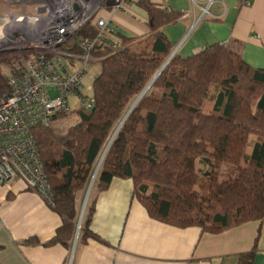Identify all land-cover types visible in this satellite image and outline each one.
<instances>
[{"label":"trees","instance_id":"obj_1","mask_svg":"<svg viewBox=\"0 0 264 264\" xmlns=\"http://www.w3.org/2000/svg\"><path fill=\"white\" fill-rule=\"evenodd\" d=\"M136 4L148 15V32L132 38L118 33L120 48L100 46L93 51L94 62L101 66L93 81V108L74 111L77 123L67 131L55 127L61 114L49 126L39 124L32 131L51 186L50 206L63 221L51 243L68 250L77 231L80 198L130 103L171 54L173 45L164 30L184 16L152 0ZM97 33L90 21L63 49L79 53L77 42ZM36 52H0V67L7 65L13 75ZM8 76L0 71L5 91ZM211 98L214 103L205 112ZM223 167L227 178L221 180ZM115 178L132 180L134 197L149 216L171 226L218 234L262 221L264 69L250 67L221 43L186 58L175 55L113 139L95 181L96 191L106 190ZM92 213L91 205L82 224V244ZM256 254L253 248L239 255L237 264H253Z\"/></svg>","mask_w":264,"mask_h":264},{"label":"crops","instance_id":"obj_2","mask_svg":"<svg viewBox=\"0 0 264 264\" xmlns=\"http://www.w3.org/2000/svg\"><path fill=\"white\" fill-rule=\"evenodd\" d=\"M152 1L184 13L180 22L164 30L175 55L186 58L221 43L250 67L264 69V0H254L250 7L239 0H215L204 17L208 0ZM20 11L18 7L13 13ZM112 23L117 34L130 38L148 32V15L136 2L116 13ZM91 205L86 242H80L81 223L68 250L51 243L63 221L39 192L22 181L0 184V264H237L239 255L253 248V264H264V219L218 234L171 226L152 219L134 197L133 181L121 178L101 192L93 187L85 215Z\"/></svg>","mask_w":264,"mask_h":264},{"label":"built area","instance_id":"obj_3","mask_svg":"<svg viewBox=\"0 0 264 264\" xmlns=\"http://www.w3.org/2000/svg\"><path fill=\"white\" fill-rule=\"evenodd\" d=\"M137 1L8 0L7 11L0 18V52H37L8 76L7 91L0 87V184L22 181L52 204L51 186L32 131L39 124L49 126L57 114L70 116L76 110L93 108V85L88 96L82 84L88 65L94 62L93 51L100 46L121 47L112 23L114 15ZM214 2L208 0L203 17ZM253 2L239 0L243 7ZM12 5L21 11L12 13ZM27 7L33 12L27 13ZM90 21L98 28L95 38L78 41L79 53L65 51L63 46ZM63 56L69 59L72 72ZM72 98L77 107L71 104Z\"/></svg>","mask_w":264,"mask_h":264},{"label":"rangeland","instance_id":"obj_4","mask_svg":"<svg viewBox=\"0 0 264 264\" xmlns=\"http://www.w3.org/2000/svg\"><path fill=\"white\" fill-rule=\"evenodd\" d=\"M7 2H8V0H0V17H2L3 16V14H5L6 13V11H7ZM17 6H14V5H12L11 6V12L13 13V12H15L16 10H17ZM28 13V12H27ZM3 22V20L1 19L0 20V24ZM171 54H172V52H171ZM170 54V55H171ZM169 55V56H170ZM169 58V57H168ZM167 58V59H168ZM167 59H166V61H167ZM62 60H63V62L69 67V59L67 58V57H65V56H63L62 57ZM165 61V62H166ZM77 62H79L80 64H81V62L80 61H77ZM164 62V63H165ZM164 65V64H163ZM162 65V66H163ZM88 70V72L86 73V75L84 76V78H83V80H82V84H83V86H84V89L85 90H87V93H86V95H92V92L90 91H88V89H89V87H91L92 85H93V81H94V79L100 74V72H101V66H100V64L98 63V62H92V63H90L89 65H88V68H87ZM0 71H1V74L3 75V76H5V77H7L8 75H9V71H8V67H7V65H5V64H2V66L0 67ZM69 71H71V68L69 67ZM159 71V70H158ZM157 71V72H158ZM72 72V71H71ZM157 72L155 73V75L157 74ZM154 75V76H155ZM153 76V77H154ZM153 77L151 78V79H153ZM151 79H150V81H151ZM149 81V82H150ZM148 82V83H149ZM148 85V84H147ZM145 89V88H144ZM152 90V89H151ZM154 92V91H153ZM142 93V92H141ZM140 93V94H141ZM154 93H156V92H154ZM139 94V95H140ZM139 95H137L133 100H132V102L130 103V106H129V110H130V108L132 107V106H134V105H136L138 102H139V99H140V96ZM214 103V101L212 100V98L210 99V100H208L207 101V103H205V105H204V108H203V110L205 111V112H208L209 111V109H211V107H212V104ZM71 104L73 105V106H75V107H77L78 105L76 104V102H75V99H71ZM128 110V111H129ZM71 116V117H70ZM70 116H62V117H59V122L58 123H56V125H55V127L56 128H58L59 130H61V131H67L70 127H72V126H74L76 123H77V117H76V115L74 116V115H70ZM253 143H254V137L251 139V141H250V144H249V147L247 148V150H248V153H251V151H252V145H253ZM225 171H226V169L223 167L222 169H221V180H223V179H225V178H227V173H225ZM224 172V173H223ZM99 173V172H98ZM97 178V177H96ZM95 181H96V179H95ZM94 185H95V182H94ZM94 185H93V187H94ZM93 189V188H92ZM152 190V189H151ZM86 196V195H85ZM85 196H84V198H85ZM84 203H85V199H84ZM83 208H84V204H82V206L80 207V213H79V218H78V221L80 220V216H81V212H82V210H83ZM87 208V207H86ZM83 216L85 217V210H84V214H83ZM81 217V223H83V218L84 217ZM81 225V224H80Z\"/></svg>","mask_w":264,"mask_h":264},{"label":"water","instance_id":"obj_5","mask_svg":"<svg viewBox=\"0 0 264 264\" xmlns=\"http://www.w3.org/2000/svg\"><path fill=\"white\" fill-rule=\"evenodd\" d=\"M174 56H175V53H172V54L169 56V58L167 59V61L164 63V65H163V66L160 68V70L157 72V74L153 77V79H154V84H153V86L155 85L156 81H157V80L159 79V77L162 75L163 71H164L165 68L168 66V64L170 63V61L173 59ZM151 81H152V79H151ZM151 81H150V82H151ZM150 82H149V83H150ZM149 83H148V84H149ZM147 86H148V85H147ZM147 86H146V87H147ZM146 87H145V89H146ZM145 89H144V90H145ZM144 90H143V91H144ZM143 91H142V93H143ZM142 93H141V94H142ZM141 94H140V95H141ZM146 95H147V94H146ZM146 95H144V96L141 98V100L138 102L137 105L132 106V107L130 108V110L127 112L126 116L124 117V119L122 120V122L119 124V126H118L117 129L115 130V132H114L112 138L110 139L108 145L106 146V149H105L104 152H103L102 157L100 158V161H99V163H98V165H97V167H96V169H95L94 175H93V177H92V180H91V182H90V185H89V187H88V190H87V193H86V196H85L84 208H83V210H82V212H81L82 214H81V216H80L79 224H78V227H77L76 238H77V236H78V233H79V230H80V227H81V226H80V224H81V217H82L83 214H84V210H85V208H86L87 200H88L89 195H90V192H91V190H92V188H93V185H94L95 179H96V177H97V175H98V172H99V170H100V167H101V165H102V162H103V160H104V157H105V155H106V153H107V151H108V149H109V147H110V145H111L113 139L115 138V136L117 135L118 131H119L120 128L122 127L123 123L126 121V119L128 118V116L134 111V109L140 104V102L143 100V98H144Z\"/></svg>","mask_w":264,"mask_h":264},{"label":"bare ground","instance_id":"obj_6","mask_svg":"<svg viewBox=\"0 0 264 264\" xmlns=\"http://www.w3.org/2000/svg\"><path fill=\"white\" fill-rule=\"evenodd\" d=\"M153 84H154V79H152V81L148 84V86L146 87V89L143 91V93L141 94V96H140V99H139V101L141 100V98L144 96V95H146L147 94V92L150 90V88L153 86ZM138 104V103H137ZM136 104V105H137ZM135 106V105H134Z\"/></svg>","mask_w":264,"mask_h":264}]
</instances>
